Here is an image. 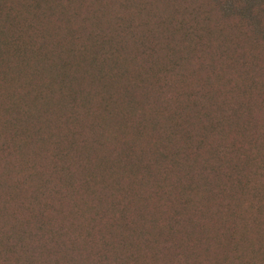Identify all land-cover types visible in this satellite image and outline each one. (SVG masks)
Returning a JSON list of instances; mask_svg holds the SVG:
<instances>
[{"label":"rangeland","instance_id":"374dc122","mask_svg":"<svg viewBox=\"0 0 264 264\" xmlns=\"http://www.w3.org/2000/svg\"><path fill=\"white\" fill-rule=\"evenodd\" d=\"M262 157L264 0H0V264H222Z\"/></svg>","mask_w":264,"mask_h":264},{"label":"trees","instance_id":"16d2710c","mask_svg":"<svg viewBox=\"0 0 264 264\" xmlns=\"http://www.w3.org/2000/svg\"><path fill=\"white\" fill-rule=\"evenodd\" d=\"M10 7L6 10H10ZM2 14L6 16V12ZM243 15L245 14L238 13L224 16L244 23L253 33L252 17L248 16L250 22ZM93 56L90 63L96 65L97 58ZM256 164L257 173H247V175L244 171L223 173L226 185L218 186L216 190V213L226 218L216 227V239L226 240L232 245L231 251L229 250L221 260L222 264H253L249 253L241 243L248 241L245 236L249 232L264 236V157ZM233 217L236 221L230 223L229 220ZM229 226L234 229L238 239L234 237ZM258 255V259H264L262 250L258 251ZM255 262L264 264V260Z\"/></svg>","mask_w":264,"mask_h":264}]
</instances>
